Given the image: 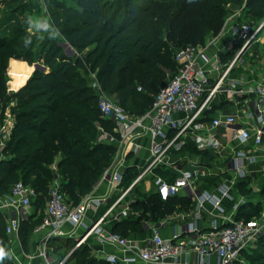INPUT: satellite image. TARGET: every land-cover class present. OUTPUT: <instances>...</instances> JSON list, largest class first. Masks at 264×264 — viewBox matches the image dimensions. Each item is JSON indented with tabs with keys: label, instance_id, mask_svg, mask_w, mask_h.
I'll list each match as a JSON object with an SVG mask.
<instances>
[{
	"label": "trees",
	"instance_id": "trees-1",
	"mask_svg": "<svg viewBox=\"0 0 264 264\" xmlns=\"http://www.w3.org/2000/svg\"><path fill=\"white\" fill-rule=\"evenodd\" d=\"M21 1L0 0V124L4 122L8 102L15 101L9 105L13 119L9 137L2 145L0 143V196L8 193L17 181H22L34 188V205L39 208L51 179L57 174L61 190L74 204L90 192L116 150L113 143L96 139L97 124L105 126L110 120L102 116L94 91L75 84L79 80L84 82L83 77H78L80 71L94 70L101 89L114 95L125 110L133 99L144 104L139 111L127 110L133 114L142 113L149 108L154 93L168 82L163 78L162 66L173 73L177 68L173 56L183 46L179 44L182 36L174 32L177 18L184 21L188 43L198 45L207 31L216 35L221 30L229 0H183L180 3L75 0L81 17L68 10L51 14L55 29L46 31L43 40L23 28L27 26L18 25L17 15L24 10ZM51 4L55 8L63 6L60 1L49 2ZM174 7L177 8L175 12ZM47 10L49 12V7ZM243 10L247 16L260 20L264 18V0H244ZM61 25L65 27L59 28ZM165 36L174 43L172 48L164 43ZM63 40L72 47V54H66L59 45ZM236 47L234 45L228 52L221 51L220 61H229ZM9 58L29 64L39 62L44 69L35 67L24 85L10 92L6 72ZM30 70L31 66L24 62L12 61L11 82L16 79L18 86ZM139 86L141 89L137 90ZM58 150L63 152V157L57 160L55 172L50 164ZM247 179L237 183L242 195L251 193V189L245 187ZM37 180L39 186H35ZM135 193L138 194L135 204L142 213L149 208L153 218L171 214L178 204L192 203L186 196L174 195L162 200L156 192L142 193L137 189ZM259 194L264 198V187ZM252 202L240 204L235 217L248 221L258 216L260 207ZM32 217L27 215L19 224L25 252L29 250L33 227L42 219ZM69 242L62 243L66 250L71 248L73 239L69 238ZM254 244L253 253L243 254L250 264H264V229ZM0 264L15 263L2 255ZM66 264L107 262L90 254L88 246L82 244L71 251Z\"/></svg>",
	"mask_w": 264,
	"mask_h": 264
},
{
	"label": "built area",
	"instance_id": "built-area-1",
	"mask_svg": "<svg viewBox=\"0 0 264 264\" xmlns=\"http://www.w3.org/2000/svg\"><path fill=\"white\" fill-rule=\"evenodd\" d=\"M262 26L263 22L255 29L248 22L232 26L223 24L218 34L213 37L221 38L225 33H229L232 47L234 45L238 47L234 51L235 57L225 63H222L216 54L212 59L206 57L202 50H197L199 44L176 51L173 56L177 63L175 73L154 93L149 108L139 114L128 112L118 102L104 95L96 81L98 89L101 90L98 92V108L102 116L114 124L116 132V135L108 136L107 139L114 140L116 137L119 144L117 149L120 151L119 158L111 165V173L106 179L111 189L119 191L118 196L108 203L105 197L89 193L81 196L79 201L73 204L61 190L59 181L55 180L49 186L45 197L44 216L31 232L35 239L40 241L41 248L36 254L25 253L26 263H30L34 258H41L38 264H63L72 250L61 259L51 261L46 255L45 245L53 237L61 236L65 225L73 229L76 227L82 229L73 243V248L79 247L89 238H93L99 245L118 247L122 255L120 257L115 254L105 255L103 258L107 264H236L241 260L242 252L248 251L263 231L264 217L257 216L251 222L236 218L235 213L242 201L231 202L233 198L226 184L217 185L212 190H193L195 180L208 174L204 169L184 168L172 178L155 173L154 170L164 162L166 153L183 133L189 129L193 130L194 123L203 118L224 78L228 76L231 68L237 65L241 50L254 41ZM209 65H214L216 69L224 67L215 82L209 79ZM137 89L140 90L141 87ZM225 90L231 94L245 93L251 96L246 115L250 122L245 124L238 122L237 113L232 112L213 117L209 122H199L197 129L209 131L219 126L235 128V138L242 147L230 155V165L240 177H243V167L245 169L248 163L256 161L255 155L250 154L252 148L264 145V82H247L241 87H229ZM11 127L10 121L0 124L1 145L8 139ZM100 132L106 133L103 128H100ZM144 137H148L149 141L146 163L130 185L119 190L123 177V158L130 151L136 152L142 146ZM146 175H151L150 182L162 200L177 195L179 190H190L188 195L195 199L198 206L210 203L220 219L213 217L205 230H202L194 220H184L178 223L170 238L160 235L157 223L150 228L151 235L142 245L107 227L105 221L109 216L113 217L112 219L127 216L130 201L126 199L127 194L131 193V188ZM35 196L33 187L17 181L8 193L0 197V212L5 209L12 211V215L6 220L8 233L18 230L21 218L32 206ZM224 198L230 199L231 202L228 211L222 205ZM102 201L106 202V209L91 218L86 217L87 211H96ZM123 202L124 206L117 211V207ZM186 235L192 236L191 245L187 244ZM188 250L196 254V261L187 260Z\"/></svg>",
	"mask_w": 264,
	"mask_h": 264
},
{
	"label": "crops",
	"instance_id": "crops-1",
	"mask_svg": "<svg viewBox=\"0 0 264 264\" xmlns=\"http://www.w3.org/2000/svg\"><path fill=\"white\" fill-rule=\"evenodd\" d=\"M263 23H264V21H263ZM260 31L262 32V34L264 36V29L261 28ZM228 34L225 33V36H221V38H219L215 43L216 48L213 49L214 48L213 47L210 49V50H212L211 52H210V50H208L207 52H209L211 55H214V54L217 55L215 50H217V52H219V51L220 52L221 51H226V52L230 51L232 49V45L229 42L230 36ZM219 53H218V57H219ZM12 61L21 62V63L24 62L26 64V66H31V70L29 71L27 76L24 78V80L18 86L14 87L15 88L14 90H17L22 85H24V83L26 82L28 77L31 75V73L33 72L35 67H34V63L28 64L24 60L10 58L8 60V65L6 68V72L9 75V77L10 76L12 77V75L9 73V70L12 69ZM261 61H263L262 64H261ZM256 65H257L256 69H253V70L249 69L248 70V69H245V65L243 62H241V63L238 62L236 67H239V68H242L245 70L243 72H241L242 74L239 73L240 71H238V70L232 71L231 74L229 75L231 78L230 77L228 78V76L224 78L222 86H220V89L212 97L211 102H210V106L207 110H205V112L203 114V118L201 120H199L198 122L194 123L195 125L193 126V130L189 129L183 133L181 138L166 153V155L164 157V162L157 167L158 169H160V171H166V170H169V171L166 173H161L156 168L154 170L155 173H159L165 177L172 178L181 169H184V168H186V169L187 168L188 169L201 168V169H204L205 171H208L207 172L208 174L198 177V180L206 178L207 181L205 183H203L202 186H197L196 182L198 180L195 181L194 186L192 187L193 190H195V191H201L202 189H211L212 190V189H215L217 185H220L223 183V184H226L229 186L228 191H229L231 197L235 201L241 200L242 203H245L248 200H252V199H250V196L252 195L253 191H251L250 194L242 195L241 193H239L237 187H236V189H235V187H233V186H235L233 183V180H232V177H233L232 174L233 173L228 172L229 176L226 175L225 173L217 175L218 173H216V172L214 174L211 173V170L214 167H212L210 169V166L214 165V161H216L215 159L220 161V158H222L221 155L227 154L229 156V160H230L231 159L230 155L234 151H236L242 147L240 144H238V142L235 138V128H225L223 126H219V127L214 128V129H211L209 131H204L202 129H201V131H198L197 126H199V124L202 121L209 122L210 119L213 117H216V116L221 115V114L232 113V112L237 113V116H238L237 121L238 122H241L242 124H245L246 122H250L248 120V118L246 117V115H247V111H248V103H249V100L251 99V96L248 94H245V93L244 94H242V93L241 94H238V93L231 94L228 90H225V89H228L229 87L238 88V87H241L242 85L246 84L247 82H255V81L264 82V58H262L261 60L257 59ZM221 71H222V69H220V68L216 69L214 67V65L213 66L209 65L208 66V74H209L210 81L215 82L217 80L219 74L221 73ZM227 78L229 79V82H228V84H225V79H227ZM232 81L237 82V85L232 83ZM8 89H10L9 86H8ZM4 121H6V122L10 121L11 125H12L13 119H12V117H8ZM148 143H149L148 137H144L142 139V146L136 152H133V151L128 152V154H126V156L123 158L124 159L123 164H122L123 177H122V181L120 183V186L118 187L119 190L122 187H124L122 185L125 182H128L127 185L129 186L130 183L135 178V176L137 175V173L144 167V165L146 163ZM118 147H119V144H118ZM117 149L115 150V154L117 152V158H119L118 154L120 153V151H117ZM250 154L255 155V157L257 159L260 157L264 158V145H260V146H257L255 148H252ZM57 160L54 162V164H51V170L52 171H54L52 168H55V164H56ZM114 162H112V164ZM255 162L256 161L248 163L247 165L255 163ZM112 164H110V166L107 167L106 169H104V171H103V174L107 173L106 174L107 179L109 177L108 172L111 173V165ZM107 169H108V171H107ZM101 174L99 176H101ZM150 176L151 175L144 176L139 183L134 185V188L137 187L135 189L136 190L138 189L142 193L156 192L154 185L150 182ZM99 178L100 177H98L97 180H99ZM53 179H58V175L57 174L54 175ZM102 180L103 179H101V181ZM97 182L98 181H96V183ZM96 183L94 184V186L92 187L90 192H88L86 194L91 193V194H94L97 196L105 197L106 199H108V203H111L118 196L119 191L111 189V187L107 184L106 179L104 181H102L101 183H97V185H96ZM186 191H188V192H186ZM189 191L190 190H179V193L177 195L178 196H186L191 200L192 204L195 203L194 210H192L190 213H186V214H188L187 217L191 220L196 221L198 226L202 230H205L207 228V226L210 224V221L213 217L215 219L216 218L220 219V217L216 213L215 209L212 207V205L210 203H205L203 205L198 206L195 199L188 195ZM86 194H84V195H86ZM84 195H82V196H84ZM34 200H35V197L33 199L32 206L29 207L27 213L24 214L21 219L25 218L27 215H32L33 216L32 219H34V220L38 216L39 217L44 216L45 198H44V200H43V202L39 208L35 207ZM124 204H125L124 202L122 204H120V206L117 207L116 210L119 211L124 206ZM128 204H129V206H128L129 207V211H128L129 213L127 214V216L115 217L114 219H112L113 217L110 218V216H109V218L106 219L105 223H106L107 227H109L110 229H112L114 231L121 232V233L123 232L122 230H123V228H125V226L139 224L141 226V229L138 232H132V233L128 234V237L134 239L138 243V245H142L146 241V239L148 237H150L151 229L148 228L149 226L156 225L157 223H159L160 235L164 238H170L174 232V229L179 225L178 223H181L182 221L185 220L184 219L185 216L182 214L179 215L178 219L173 218V220H172L171 215H173L172 214L173 212L171 214H164L162 216L159 215L157 218H153L149 208H147V210H145V212L142 213V209L135 204V199H130ZM228 204H229V200L227 198H224L222 205L226 209V211L229 210L227 208ZM98 205L99 206L97 207L96 211L95 210H88L86 217L91 218L95 215H98L103 210H105L107 207V204L105 201L100 202ZM132 206L136 207V209L130 210V208ZM0 214H2L3 218L7 220L9 215H12V211L9 209H5L4 211H1ZM140 216H142V217H140ZM188 218L186 220H188ZM125 219H128L130 221L127 220V222H126V221H124ZM162 221H165V222H162ZM81 231H82V229H80L79 227H76V229H73L69 225H65L63 227V234L59 237L58 236L53 237L51 240H53L54 244H57L58 247H61L62 249L64 248V251H68V250L71 251V250L75 249V248H73L74 244H72L71 248H68L66 250V248L63 246L62 243L67 242V241L69 242V238L73 239V243H74L77 235H79L81 233ZM185 240H186L188 245H191L192 236L186 235ZM29 241H31V240H29ZM35 242H37V239L35 240V238H33L30 245H29L30 246L29 248H31V247L37 248V245L39 243L36 244ZM83 244H86V246H88L90 254H92L93 256L100 258V259H104L103 257H105V255H107V254H115L119 257L122 255V253L118 247L112 246V245H99L96 243V241L93 238L87 239ZM28 253H31V252H28ZM186 253H187L186 257H187L188 261H192V262L196 261V254L193 251L188 250ZM20 258L23 259V261H25L24 264L27 262V260L25 259L24 256H20ZM41 260H42L41 258H34V259H31V262L37 261L38 263H40ZM50 260L54 261L55 259L54 260L50 259ZM56 260H58V259H56Z\"/></svg>",
	"mask_w": 264,
	"mask_h": 264
},
{
	"label": "rangeland",
	"instance_id": "rangeland-1",
	"mask_svg": "<svg viewBox=\"0 0 264 264\" xmlns=\"http://www.w3.org/2000/svg\"><path fill=\"white\" fill-rule=\"evenodd\" d=\"M55 1H60L62 2V7H58L55 8L54 5H49V2H55ZM158 1V0H157ZM167 1H171L174 3L176 1H178V3L182 2L183 0H167ZM21 3L24 5V10L21 12V14L17 15V18L20 19L19 20V26H27V27H23L26 31L33 33V35L35 36H39L40 40H43L44 38V34L46 31L48 30H52L55 29L54 28V18L51 17V14L58 15V14H62L64 13V11H70V13H73L74 11L76 12V16L79 18L81 17L80 15V9H77L76 5H75V0H22ZM49 7V12L47 10V8ZM244 0H229V3L227 5L226 8V16H225V20H224V25L225 26H232L234 24H241V23H249L252 25V27L255 29L256 27H258V25H260L263 21L264 18L262 19H255V18H251L249 16L246 15V13L244 14ZM75 9V10H74ZM77 9V10H76ZM177 10L176 7H174L173 12H175ZM58 11V12H57ZM58 13V14H57ZM119 17H117L118 19ZM183 19L182 18H177L176 20V28H174V32L179 33L180 36H182V42H179V44H182L180 48L177 49V47H175L177 50L183 49L185 47H189L191 46V44L188 43L187 38H186V28L184 26L183 23ZM67 27V24H65ZM65 25H61L60 27H65ZM145 25V24H143ZM263 31V30H262ZM55 33L58 35V31L56 30ZM230 36V34H228ZM256 38L254 39V41H252L250 43V45L242 52V54L239 56L238 58V62H243L245 65V69H256L257 65H256V61L257 59L261 60L262 58H264V36L262 34V32L259 30L255 36ZM219 39V36H217L216 38L213 37V35L207 31L204 35V39L203 42L200 43L196 48L197 50H202L203 53L206 55V57L211 58L213 57V55H211L209 52H207L208 50H210L211 48L215 49L216 48V41ZM164 43H166V45L169 46V48L173 45L174 43L169 40L166 36L163 37ZM186 41V42H184ZM178 44V43H177ZM59 45L63 48V50L66 52V54H72L73 49L70 46V44L63 40L59 42ZM240 46V45H239ZM179 47V46H178ZM238 47H236L237 49ZM174 49V47H173ZM212 50H210L211 52ZM215 52H217V50H215ZM235 56L233 55L232 58L230 60H232ZM10 59V58H9ZM256 59V60H255ZM25 61V60H24ZM263 63V61H261V64ZM29 64V63H28ZM238 64V63H237ZM8 65V62H7ZM224 67H221V69H223ZM163 69V78L168 81L170 80V78L172 77V75L174 74L172 71L168 70V68L166 66H162ZM245 69L236 67V65H234L229 74H228V78L230 77L229 75L231 74L232 71L238 70L240 71L239 73L243 72ZM176 71V70H175ZM250 72V71H249ZM251 73V72H250ZM242 74V73H241ZM78 77H83V81L81 80L77 81L75 84L77 86H85L89 88V92H93L94 94H96V98H98V92L100 93L101 90L98 89V86L96 84V78H95V71L94 70H90L87 69L86 71L82 70L80 71V74ZM225 79V84H228L229 79ZM231 78V77H230ZM241 79V78H240ZM11 80H13V77H9V75L7 74V88L8 86L10 87V89L8 90H14L17 84V80L15 79L13 82H11ZM11 82V83H10ZM256 82V81H255ZM232 83H234L235 85H237V82L232 81ZM239 83V82H238ZM254 83V82H253ZM11 86H10V85ZM101 87V85H100ZM103 94L106 95L107 97H109L110 99L116 101L114 95L107 93L104 89H102ZM138 90V89H137ZM86 91V94H88L89 92ZM84 94H82L81 96H83ZM15 101L11 100L8 102L7 107L5 108L4 111V119L6 120L8 117H12V110L9 108V105L13 104ZM149 102V100H148ZM139 102H137L136 100H131L129 101L128 105H127V110L129 111H139L140 108L144 105V104H138ZM146 105V104H145ZM100 128H104V132L106 133H102L100 132ZM97 129L99 130V133L96 131V139L98 141H102V142H111L115 145V149L119 148L118 147V139L115 137L114 140H108V136L111 135H116V132H114V124L113 123H109L107 125H103V124H97ZM96 130V129H95ZM94 131V130H93ZM118 151V150H117ZM63 157V152L61 150H58L54 157H53V161L51 164H54V162L57 159H60ZM222 158H220V161L215 159L216 161H214V165L210 166V169L212 167H214L211 170V173L214 174L215 172L219 174H223L225 173L226 175L229 176V173H233L232 174V180L235 186V189L237 187V183L238 181L242 180L243 178L245 179V177H248V181L245 184L246 189H251V191H253L252 195L250 196V199H252V204L254 205H259L260 207V211H259V215L258 216H263L264 217V198L259 194V191L262 190V188L264 187V158L260 157V158H256V162L246 165L245 169L243 167V173L244 176L240 177L238 172L230 165V160H229V156L227 154H223L221 155ZM117 158V152L116 154L114 153L113 156L111 157L109 163L106 165V167L104 169H106L107 167L110 166V164H112V162L115 161V159ZM224 159V160H223ZM229 163V164H228ZM50 164V167H51ZM66 167V166H65ZM55 172L57 170V165L55 164V168H52ZM108 171V169H107ZM169 171V170H166ZM110 174V172H108ZM99 180H97V183H101L102 181H104L105 179H107L106 177H104V174L102 172L101 176H99ZM101 179H103L101 181ZM200 179V178H199ZM59 179H51L49 186H51V184L55 181ZM198 180V179H197ZM195 180V181H197ZM207 180L205 179H200L196 182L197 186H202L203 183H205ZM96 183V185H97ZM130 183V182H129ZM128 182H125L122 186L123 189L128 186L127 185ZM40 183L37 180L35 182V186H39ZM96 187V186H95ZM94 187V188H95ZM142 187V186H141ZM49 188V187H48ZM137 188V187H135ZM134 187L131 188V192L133 193H128L126 199H135L136 197H138V194L135 193L136 189ZM230 200V199H229ZM235 200H231V202H234ZM231 202H229L227 208L230 210L231 208ZM194 206L195 203H190L186 206L182 205V204H178L177 206H175V209L173 210V215H171L172 220L173 218H177L179 217V215H184L185 216V220L188 218L186 213H190L192 210H194ZM136 207L132 206L130 208V210H135ZM238 209V208H237ZM27 212H25L26 214ZM236 215V213H235ZM142 217V216H140ZM254 218H257L254 217ZM188 220H191L188 218ZM252 220V219H251ZM251 220H248V222H251ZM255 220V219H254ZM253 221V220H252ZM6 219L3 218L2 214H0V251H2L4 253V257L6 259H8V261L10 263H15V264H24L25 261H23V259L20 258V256H24L26 259V256L24 255L25 253L28 252H32L34 254L39 252L40 247V241L35 242L36 244L39 243L37 245V248L35 247H31L29 248L28 252H25L22 248V244H21V238L19 235V227L17 231H12L11 233H8L6 230ZM148 223V222H147ZM32 226V224H31ZM154 225L151 226H147L149 229L152 228ZM141 229V226L139 224H134V225H127L125 226V228H123V232L121 233L122 235L128 236V234L132 233V232H138ZM33 238H36L34 235L30 236V240L32 241ZM36 240V239H35ZM31 241H28V245H30ZM51 241V242H50ZM49 242L46 243L45 245V252L46 255L49 257V259L52 260H56V259H61L62 257H64L68 251H64V248L62 249L61 247H58L57 244H54L53 240H50ZM255 246V244H252L250 246L251 250L247 251L244 250L242 252V255L240 257V261H238L236 264H240V263H245V264H250L251 262H249V258L246 257V255H244L243 253L247 252V254H251L253 252L254 249L253 247ZM30 247V246H29ZM249 248V249H250ZM21 249V250H20ZM253 249V250H252ZM24 253H23V252ZM246 254V253H245ZM52 257V258H51ZM66 260L65 259L63 264H66ZM2 261V260H1ZM26 264H38L37 261H32L30 263H26Z\"/></svg>",
	"mask_w": 264,
	"mask_h": 264
},
{
	"label": "water",
	"instance_id": "water-1",
	"mask_svg": "<svg viewBox=\"0 0 264 264\" xmlns=\"http://www.w3.org/2000/svg\"><path fill=\"white\" fill-rule=\"evenodd\" d=\"M246 49V47L244 46L243 47V49L241 50V53L244 51ZM34 67H40L41 69H44V66L42 65V64H40V63H34ZM10 92L12 91V90H9Z\"/></svg>",
	"mask_w": 264,
	"mask_h": 264
},
{
	"label": "clouds",
	"instance_id": "clouds-1",
	"mask_svg": "<svg viewBox=\"0 0 264 264\" xmlns=\"http://www.w3.org/2000/svg\"><path fill=\"white\" fill-rule=\"evenodd\" d=\"M4 255V253L2 251H0V256Z\"/></svg>",
	"mask_w": 264,
	"mask_h": 264
}]
</instances>
